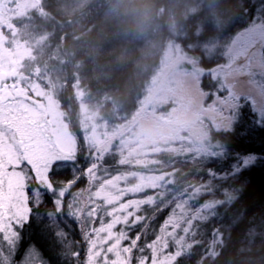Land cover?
I'll use <instances>...</instances> for the list:
<instances>
[{"label":"snow or ice","instance_id":"snow-or-ice-1","mask_svg":"<svg viewBox=\"0 0 264 264\" xmlns=\"http://www.w3.org/2000/svg\"><path fill=\"white\" fill-rule=\"evenodd\" d=\"M247 11L243 9L245 15ZM260 12L264 13V6ZM220 54L223 62L211 67L201 62L190 67L191 75L201 86L205 75L217 84L216 91L207 92V95L213 97L214 105L222 113L221 132L227 133L234 131L239 121L244 107L242 100L254 114L264 117V80H255L257 74L264 77V18L259 22L253 18ZM15 75L0 64V236L11 252L6 255L0 250V264H13L23 240L22 231L32 222L34 210L38 222L44 219L39 209L46 195L51 198L54 211L45 214L49 224L41 230L42 242L47 243L49 251L61 261L67 264H178L185 255L188 234L220 217L219 208L223 207L228 213L237 203L238 197L233 191L238 190H232L228 181L264 161V156L255 150L232 148L224 141L198 148L200 169L206 161L224 159L230 163L221 171L207 169V181L200 180L181 191L170 183L165 184L163 177H139L118 167L113 174V167L105 162L106 159L118 156L115 164L126 166L132 155V145L139 139L134 133L120 137L118 142L107 134L85 136L84 155L89 164L82 167L78 138L70 131L50 132L39 110L42 106L33 107L18 82H5ZM243 77L248 78L249 84H256L259 101L251 91L244 94L236 91ZM254 123L264 127V119L257 118ZM65 168L72 171V178L60 180L57 170ZM81 179L86 180L87 187L71 193L66 217L76 223L82 234V242L86 245L83 259L78 248L68 253L61 239L66 241L67 233L52 227V218L65 214L64 199ZM133 179L135 182H130ZM149 190L151 194L140 195ZM84 193H87L86 201ZM206 196L212 198L200 203ZM165 209H170L169 214L154 238L147 241L152 221ZM243 221L241 216L235 222L240 226ZM59 222L57 219L56 223ZM137 227L140 230L132 235ZM216 231L214 226L210 235ZM142 239L146 241L143 245ZM17 264H50V261L43 257L35 242L29 241Z\"/></svg>","mask_w":264,"mask_h":264},{"label":"trees","instance_id":"trees-1","mask_svg":"<svg viewBox=\"0 0 264 264\" xmlns=\"http://www.w3.org/2000/svg\"><path fill=\"white\" fill-rule=\"evenodd\" d=\"M41 3L43 13L28 16L26 22L11 21L14 32L7 34L5 40L7 43L10 42L8 47L11 50L9 51L12 55L11 62L15 63L18 59L16 50L19 54L29 52L31 56L23 57L20 62L28 65V60L36 58L32 63V71L34 73L39 71L40 77H44L43 73L55 66L59 58L61 68L55 77L58 88L54 90L46 87V90L53 92L70 132L78 138L81 150L79 164L86 168L89 161L84 155L85 141L78 125L80 104L85 102L87 108L99 113L107 128H121L125 123L133 126L139 118L136 113L147 91L154 68L151 64L147 71H141L122 61L127 41L135 38V34L121 20L102 22V16L112 0H89L84 7L70 16L58 13L57 8L62 5L61 0H41ZM181 5H188L185 10L198 5L199 11L183 19ZM262 6L264 0H153L154 10L161 15L156 22L165 38L164 41L168 37L166 21L169 19L170 9L173 8L178 34L174 41L188 58L197 65L202 62L205 67H211L222 59L220 56L215 58L212 55L204 56L203 52L196 49L190 51L188 45L197 39L195 33L200 31L206 39H217L221 48L253 18H256L257 22L264 18V13L260 12ZM244 8L248 10L246 15L243 12ZM213 14L217 20L214 17L212 20ZM91 25L92 29L86 35L74 39ZM34 35L40 37L36 40L37 46L26 43L19 47L16 45L25 38H21L20 41H16L15 38L22 36L32 38ZM132 40L134 43L136 39ZM49 44L52 51L46 48ZM217 87L207 75L203 77L202 86L199 82L200 91L206 94V103L213 99L212 96L208 97L207 92L213 93ZM241 103L244 107L240 111V118L234 131L222 133L221 129L211 128V141L218 144L224 141L232 148H250L264 156V127L254 123L259 117L257 113H253L247 102L242 100ZM155 159L156 162L152 166L144 168L130 164L117 166L115 156L108 157L105 162L113 167V172L117 167L120 170L130 168L139 172H173L170 184L174 189L181 191L187 190L200 180L207 181L209 179L207 169L215 168L221 171L230 163L224 159L206 161L200 169L201 161L192 154L160 153ZM59 176L67 179L66 176ZM84 183L85 179H81L75 187H81ZM228 185L232 190H238L233 191L238 197L237 203L229 208L228 213H225L223 207L219 208L220 217L213 218L199 229L194 228L193 232L188 234L185 255L180 258L178 264H264V161H259L253 169L233 177L228 181ZM216 195L219 197L220 193ZM211 198L202 197L200 203ZM52 206L51 199L44 200L39 209L41 216L44 217L40 223L34 221L36 216L34 210L32 222L25 225L22 231L23 240L14 255L15 260L18 257L22 258L28 242L33 241L47 261L58 264L57 256L49 251L47 243L42 242L41 235V230L48 225L45 214L51 211ZM169 211L170 209H165L152 221L147 241L158 232L164 215L169 214ZM241 216L244 217L243 224L237 226L235 221ZM57 219L61 223L65 219V214H62V218L55 217V220ZM62 226L65 227L64 224ZM214 226L217 231L210 235ZM139 230V227L133 230L134 235ZM145 242L144 239L141 240L142 245ZM5 245L6 242L0 241V250L6 253Z\"/></svg>","mask_w":264,"mask_h":264},{"label":"rangeland","instance_id":"rangeland-1","mask_svg":"<svg viewBox=\"0 0 264 264\" xmlns=\"http://www.w3.org/2000/svg\"><path fill=\"white\" fill-rule=\"evenodd\" d=\"M61 2L62 5H59L57 8L58 13L63 16H70L84 7L89 0H61ZM41 4V0H0V64L3 65L6 71H14L16 73L15 76H12L10 80H6L5 82H18L19 86L27 92L29 97L28 102L32 103L33 107L42 106L39 110L42 112L44 122L50 132L70 131L60 111L59 105L54 98L53 92L50 93L46 90V87H50L54 90L58 88L57 79L55 77L59 68H61L59 58L57 64L50 68V70H46L43 73L45 75L44 77H40L39 71L35 73L32 71V63L36 58L28 60V65H23V63L20 62L23 57L31 56L29 52L19 54L17 52L18 50H16L18 59L15 60V63L11 62L10 57H12V55L9 53L11 50L8 47L10 42L7 43L5 40L7 34H13L14 32L11 21L13 20V22L16 23L26 22L28 16L43 13L40 8ZM181 6L183 7V19H187L185 16L195 15L199 11L198 5L186 10L185 7L188 5ZM111 7L112 3L102 16V22L120 20L112 14ZM151 7L152 19L149 26L144 31H134L135 38L128 39L125 51L122 54V61L131 65L134 69L147 71L151 64L154 68L153 76L147 85V91L136 113L139 115L138 120L133 126L125 123L121 128H107L101 115L87 108L85 102H82L79 106L80 115L78 118V125L83 139L85 136H105V134H107L108 138L118 142L119 138L122 136H130L134 133L137 134L139 139L136 144L132 145L133 151L128 164H130V166L137 165L141 168L152 166L156 162L155 157L160 153L175 155L176 153L180 155L192 154L198 157L196 149L208 147L210 145H218V143L211 141L210 129L219 130L223 127L221 123L222 113L218 110V107L214 105L213 100L209 103L205 102L206 94L200 91L199 81L194 79L191 75L190 66L198 65L195 61L188 58L184 50L174 41L178 35L174 21L175 10L173 8L170 9L169 19L166 21L168 37L164 41L165 38H163V34L160 33L156 22L161 18V15L154 10L153 0H151ZM177 7L176 5V8ZM213 17L217 20L216 15L212 16V20H214ZM92 25L89 26L85 32L83 31L82 35L74 39L86 35L92 29ZM2 33L5 34L2 35ZM169 33L172 38H170ZM18 34L17 32L16 35ZM195 35L200 39H196L192 44L188 45L189 47L187 46L191 49L190 51L196 49L203 52L204 56L209 57L212 55L214 58L218 56L221 57V50L235 38L234 35L228 43L220 48L217 39H206L205 36H202L200 31H197ZM21 38H25V40L21 42ZM38 38L40 37L37 35L32 36V38H28L27 36L15 38L16 41H20L16 45L19 47L21 44L26 43L28 45L37 46L36 40ZM132 39H136L134 43ZM46 48L51 49V45H46ZM76 66L78 65L76 64ZM255 80L259 82L264 80V77L257 74ZM247 81L248 78L243 77L242 80L237 83L236 91L240 94L251 91L259 101L256 84H249ZM259 118L264 119V117ZM115 157L117 160L118 156ZM125 171L134 173L139 177H163L165 184L171 183L173 173L139 172L130 170V168ZM114 173L115 172H113V174ZM59 175L66 176L67 179H62ZM56 176L60 180H68L72 178V171L67 168L59 169L57 170ZM130 182L135 181L133 179ZM86 187L87 183L85 180L83 186H74L70 193L66 195L64 199L65 219L61 223H56L55 217L52 218V227L67 233L66 241L63 237L61 239L62 242L65 243V248L68 253L70 254L71 251L78 248L81 252V259H83L85 255L86 245L82 242V234L77 229L76 223L66 217V205L72 198L71 193L79 192ZM145 194H151V190H149L148 193H142L140 195L143 196ZM46 199L51 198L45 196L44 200ZM83 200H87V193L83 194ZM50 210L54 211V206H52ZM149 211L150 209H148V212ZM167 215L168 214L164 215V218ZM60 217L62 218V215H60ZM34 221L35 223H40L41 220L38 222L37 217L34 216ZM46 221L49 224L47 217ZM62 224H64L65 227H63ZM132 235H134V231ZM153 238L154 237L149 239V241ZM0 240L2 241V236H0ZM5 248V254L11 255L7 244ZM146 254L150 255L148 252H146ZM20 260L19 257L16 260L13 259V264H17ZM57 263L67 264V261H61L60 258L57 257Z\"/></svg>","mask_w":264,"mask_h":264},{"label":"clouds","instance_id":"clouds-1","mask_svg":"<svg viewBox=\"0 0 264 264\" xmlns=\"http://www.w3.org/2000/svg\"><path fill=\"white\" fill-rule=\"evenodd\" d=\"M111 12L131 31H144L152 19L151 0H112Z\"/></svg>","mask_w":264,"mask_h":264},{"label":"flooded vegetation","instance_id":"flooded-vegetation-1","mask_svg":"<svg viewBox=\"0 0 264 264\" xmlns=\"http://www.w3.org/2000/svg\"><path fill=\"white\" fill-rule=\"evenodd\" d=\"M1 241V240H0Z\"/></svg>","mask_w":264,"mask_h":264}]
</instances>
